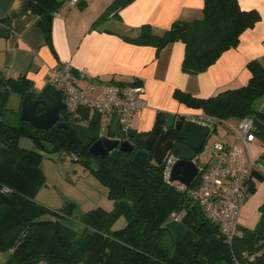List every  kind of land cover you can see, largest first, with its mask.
<instances>
[{"label":"trees","instance_id":"obj_1","mask_svg":"<svg viewBox=\"0 0 264 264\" xmlns=\"http://www.w3.org/2000/svg\"><path fill=\"white\" fill-rule=\"evenodd\" d=\"M133 1L114 0L94 22L93 29L111 15L121 18L120 10ZM63 5L64 0L31 2L32 10L41 15L40 26L47 39L51 36L52 14ZM203 11L202 19L177 20L161 33L144 24L137 35L123 37L135 44L154 46L157 53L181 41L185 45L183 71L198 74L225 51L237 47L241 34L260 19L257 10L242 9L239 0H204ZM248 67L251 77L241 87L208 98L177 89L174 96L220 122L251 116L257 140L264 145V112L255 107L256 101L264 97V59L253 60ZM12 93L18 94L22 102L38 94L27 77L13 79L0 74V252L11 251L2 264H264V202L256 226H240L242 236L229 243L201 207L164 181L162 164L149 158L142 166L134 162V153L120 150L107 156L92 155L78 137L85 134L92 142L97 141L99 124L91 120L84 124L82 117L66 111H62L61 120L67 128L55 125L43 130L23 120L16 125L4 122ZM43 111L45 107L40 104L38 113ZM178 117L186 120L185 116ZM146 134L132 130L128 138L138 150L143 148L141 139ZM22 137L31 139L34 148L21 147ZM170 137L178 140L179 132L172 131ZM42 152L87 157L82 161L108 188L114 209L107 212L95 208L81 215V233L65 226L63 219L75 216L74 202L52 210L36 200L45 184ZM260 160L264 162V154ZM257 177L261 180L264 175L258 173ZM198 181L196 178L192 186ZM255 191L252 183L250 193ZM120 216L125 217L126 225L113 229Z\"/></svg>","mask_w":264,"mask_h":264},{"label":"crops","instance_id":"obj_2","mask_svg":"<svg viewBox=\"0 0 264 264\" xmlns=\"http://www.w3.org/2000/svg\"><path fill=\"white\" fill-rule=\"evenodd\" d=\"M32 1L0 0V74L13 79L25 76L33 81L39 93L49 85L54 67L71 63L76 71L85 73L84 77L76 78V84L83 89L92 84L94 89L86 92L93 97L108 83L142 85L148 106L134 118L133 130L138 132L152 130L159 112L187 119L203 112L177 100L174 96L177 89L200 98L215 96L247 84L251 77L248 64L264 59V0H239L242 9L257 10L260 19L241 34L237 47L225 51L198 74L182 69L183 42L171 43L157 53L154 46L135 44L123 36L137 35L144 24L161 33L177 20L202 19L204 0H134L120 10L121 18L111 15L96 29L94 22L114 0L63 5L52 14L49 39L40 26L41 15L32 10ZM19 102L20 110L21 98ZM257 109L264 112V101ZM249 153L256 162L252 177L256 191L250 193L240 223L254 228L264 202V177L256 181L258 173L264 175V162L260 160L264 145L257 140Z\"/></svg>","mask_w":264,"mask_h":264},{"label":"built area","instance_id":"obj_3","mask_svg":"<svg viewBox=\"0 0 264 264\" xmlns=\"http://www.w3.org/2000/svg\"><path fill=\"white\" fill-rule=\"evenodd\" d=\"M83 1L64 0V5H78ZM84 76L85 73L76 71L71 63H64L51 70L49 84L63 91L65 111L68 114L78 115L77 109L80 105L90 108L91 115L96 111L100 112L99 138L107 137L119 142L129 139L135 116L148 106L143 86L108 83L104 84L93 97L86 92L94 89L92 84L83 89L75 82L76 78ZM116 117L118 130L113 134L112 124ZM190 120L208 126L212 133L220 125L218 123H223L222 126L228 130L230 139H223L209 147L213 155L211 163L199 166V159L196 161L199 169L193 179L194 181L198 178L196 185L192 186L193 181L188 185L178 179H172L173 168L179 160V155L173 149L167 152L163 160V179L201 207L205 216L219 225L226 241L232 243L235 237L243 234L240 219L250 195L256 167V162L251 159L249 153L250 146L257 141L255 121L251 116H246L237 123L230 120L220 122L218 118L204 111ZM65 156L68 161H79V157L74 153ZM173 216L178 217L176 213H173Z\"/></svg>","mask_w":264,"mask_h":264},{"label":"water","instance_id":"obj_4","mask_svg":"<svg viewBox=\"0 0 264 264\" xmlns=\"http://www.w3.org/2000/svg\"><path fill=\"white\" fill-rule=\"evenodd\" d=\"M43 105L45 111L38 113V106ZM66 110L64 93L61 89L52 84L47 85L36 95H29L23 99L21 109V120L29 122L37 129L48 130L57 125L60 128H67L68 125L61 120L62 111ZM77 114L84 120L95 124L100 121V112L96 111L91 115L87 106L80 105ZM118 130V118H114L112 133ZM172 131L179 132V139L170 137ZM212 131L208 126L187 119L183 120L175 113L159 112L156 116L152 130L142 137L143 148L137 150V146L129 139L119 142L118 140L101 137L97 141L92 140L85 134L78 137L79 142L89 148L94 156H107L113 150L118 149L124 153H134L133 160L139 165H145L149 158L154 159L157 164H162L167 152L173 149L179 155L172 172L173 180H180L190 184L198 174L196 161L199 159V152L211 136Z\"/></svg>","mask_w":264,"mask_h":264},{"label":"rangeland","instance_id":"obj_5","mask_svg":"<svg viewBox=\"0 0 264 264\" xmlns=\"http://www.w3.org/2000/svg\"><path fill=\"white\" fill-rule=\"evenodd\" d=\"M20 97L16 93H12L5 111L4 122L16 125L21 120L19 113ZM264 97L258 99L255 107L258 108ZM232 123H237V118L230 119ZM88 121L85 120L84 124ZM228 137V130L225 126L219 125L217 130L208 137L207 143L199 152L198 165L203 166L212 162V153L209 147L216 142L222 141ZM20 146L27 149L34 148L31 139L22 137ZM118 150V149H115ZM114 151V150H113ZM41 168L45 175V184L36 195V200L46 207L57 210L64 207L68 202L76 204V213L74 217L63 219L65 226L81 233L84 230V224L80 216L84 213L101 208L110 212L115 207L114 200L109 198L108 188L95 177L86 167L82 160H87V157L79 158V161H68L66 156L59 153L42 152ZM264 164V163H263ZM259 166V165H258ZM259 179H256V181ZM243 217V214H242ZM124 216H120L114 223L113 229H120L126 225ZM11 251L0 252V264H2L10 255ZM43 263L39 262L38 264Z\"/></svg>","mask_w":264,"mask_h":264}]
</instances>
